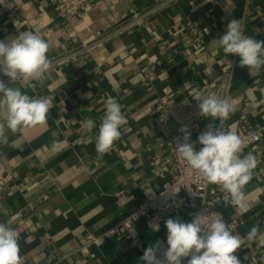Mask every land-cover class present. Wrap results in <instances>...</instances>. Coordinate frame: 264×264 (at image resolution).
Here are the masks:
<instances>
[{"label": "crops", "instance_id": "1", "mask_svg": "<svg viewBox=\"0 0 264 264\" xmlns=\"http://www.w3.org/2000/svg\"><path fill=\"white\" fill-rule=\"evenodd\" d=\"M160 1L92 0L84 10L63 18L49 0H0V40L24 31L38 32L50 44V61L66 57L33 82L35 90L22 80L5 82L30 96L52 99L44 124L23 126L15 133L6 129L9 142L0 144L12 174L0 189V222L10 219L20 234L21 264H143L144 249L157 241L162 245L158 256L163 258L168 218L155 214L137 223L142 249L122 237L85 247L87 234H100L113 226L165 181L151 167L153 156L167 154L152 115L157 97L183 98L190 95L193 82L210 84L219 89L221 99L230 98L235 105L222 125L225 130L237 134L242 115L254 126L264 123V73L250 74L247 67L239 66V56L225 54L218 44L231 19L242 22L246 35L264 41V0H176L105 38L134 12L144 13ZM175 17L181 21L175 22ZM191 29L202 35V43L194 40ZM96 41L100 43L82 51ZM147 64L156 73L152 82L141 74ZM108 96L119 102L127 124L109 152L100 156L95 137ZM3 117L0 111V122ZM88 118L96 124L91 133L83 127ZM213 122L220 124L206 117L192 141ZM200 147L197 143L196 150ZM249 152L257 165L242 188L243 206L222 205L226 221L242 220L233 232L241 237L236 251L241 264H256L264 247V140L245 155ZM194 214L195 209L188 208L169 218L190 222ZM149 222L158 223L159 230L153 231ZM254 226L258 233L249 240Z\"/></svg>", "mask_w": 264, "mask_h": 264}, {"label": "clouds", "instance_id": "2", "mask_svg": "<svg viewBox=\"0 0 264 264\" xmlns=\"http://www.w3.org/2000/svg\"><path fill=\"white\" fill-rule=\"evenodd\" d=\"M218 44L225 54L239 56V66L247 67L250 74L253 70L257 75L264 73V41L246 35L239 19H231L227 23ZM49 48V42L40 33L32 31L20 32L7 41L0 40V74L10 78L11 84L18 80L29 82V86L35 90L36 84L33 82H39L50 67L47 57ZM192 89L190 96L196 101L199 114L211 117L213 121L219 120L220 124L209 123L207 130L196 141L191 140L188 126H182L178 129L182 136L176 138L173 148L189 169L230 195L231 200L226 196L225 203L243 206L242 188L251 180L257 159L251 152L242 157V140L235 132L222 127L235 111V105L230 98L204 95L196 87ZM261 91L264 92V89ZM51 107L50 97L30 96L20 87H9L0 80V111L4 112V122H0V144L9 142L6 129L15 133L23 126L44 124ZM251 107H257L254 97ZM100 120L95 150L103 156L119 139L121 127L127 124L121 105L114 97L105 99L104 115ZM83 127L91 133L96 127L95 121L88 118ZM197 143L202 146L199 151L196 150ZM3 214L6 215L7 211L3 210ZM11 223L10 219L0 222V264H21L22 261L20 234L11 227ZM164 223L167 228V249L163 252V258L158 256L162 245L157 241L144 249L140 257L143 264H184L185 260L186 264H241L234 255L241 246V237L233 234L221 217L210 218L198 212L190 222L177 217L168 218ZM149 227L153 231L159 230L158 223L149 222ZM257 233L258 227L254 226L247 238L251 240Z\"/></svg>", "mask_w": 264, "mask_h": 264}, {"label": "built area", "instance_id": "3", "mask_svg": "<svg viewBox=\"0 0 264 264\" xmlns=\"http://www.w3.org/2000/svg\"><path fill=\"white\" fill-rule=\"evenodd\" d=\"M92 0H49L57 11L58 15L63 18L73 16L84 10ZM176 0H161L159 3L151 7L144 13L134 12L133 16L121 27L107 35L105 38L119 33L125 28L132 27L144 18L148 17ZM175 22H180V17L174 18ZM187 26L192 27L190 21ZM194 40L202 43V35L197 29H191ZM100 41H96L91 45H84L82 51H89ZM70 54V56L76 55ZM69 57V56H68ZM67 57V58H68ZM66 57L50 61V66L58 62H64ZM149 63V62H148ZM228 67H225L226 70ZM143 77L152 82L156 73L150 64H147L141 69ZM4 82H9L10 78H0ZM192 87L199 89L204 95H215L220 98L219 89L210 84H198L193 82ZM193 90V89H192ZM188 101L185 103V101ZM262 102L264 100H261ZM154 121L159 129L161 137L167 149V154L161 156L156 154L151 159V167L155 176L165 179L161 188L155 191L148 197H143L136 206L124 215L117 223L100 234H87V242L85 247L100 246L105 241L112 237H122L130 243L132 247L142 249L143 242L140 238L137 223L150 214H155L160 219H166L171 216L181 215L188 208H194L196 213L203 212L210 218L221 217L229 228L234 232L242 223V220L234 218L226 221L222 211V205L225 202V197H231L229 194L222 192L219 186L210 184L203 180L194 170H191L186 165V162L179 159L174 148L177 137L182 136L178 131L182 126L187 125L191 132V140L194 135L200 130L202 122L206 117L199 114L196 101L191 99V96L183 98H175L171 95H161L157 97L155 108L152 111ZM239 132L237 135L243 142V157L247 151L264 140V123L254 126L250 123L246 115H242L238 121ZM12 180V174L5 166L3 158L0 154V189L7 185ZM260 259L256 264H264V247L260 250ZM234 255L237 256L235 252ZM57 264V262L47 263Z\"/></svg>", "mask_w": 264, "mask_h": 264}]
</instances>
